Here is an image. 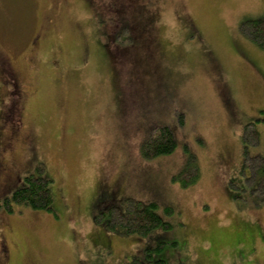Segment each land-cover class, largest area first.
I'll return each instance as SVG.
<instances>
[{"label": "rangeland", "instance_id": "374dc122", "mask_svg": "<svg viewBox=\"0 0 264 264\" xmlns=\"http://www.w3.org/2000/svg\"><path fill=\"white\" fill-rule=\"evenodd\" d=\"M260 18L264 0H0V203L37 167L53 195L0 207V264H264V49L241 30ZM164 126L173 152L143 155ZM136 202L169 227L112 229Z\"/></svg>", "mask_w": 264, "mask_h": 264}, {"label": "trees", "instance_id": "16d2710c", "mask_svg": "<svg viewBox=\"0 0 264 264\" xmlns=\"http://www.w3.org/2000/svg\"><path fill=\"white\" fill-rule=\"evenodd\" d=\"M241 30L258 46L264 49V18L244 21L241 24ZM252 135H254V133ZM244 138L247 139L246 134ZM175 146L176 142L172 132L168 127L164 126L158 130L156 135L147 139L143 143L142 154L145 156L150 154H169L173 152ZM255 157L258 161H256L253 166L254 178L256 177L255 185L258 183L259 186L264 180V158L260 156ZM192 159L188 161L186 167L179 174L183 187L188 186L189 183H195L198 178L197 164L194 159ZM244 161V167H248L246 159H244ZM192 169L194 174H191L187 180L181 177L183 172H190ZM23 180L22 185L13 189L10 192V195L5 197L3 202L0 203V207L4 206L8 211H11L12 205L29 207L33 210L51 211L53 204V195L51 191L52 180L44 176L43 168L37 167L34 172L25 175ZM158 207L159 206L156 202H149L147 204L136 202L134 205H131L130 208L128 207L127 211L121 216H113L109 213L114 218L111 221L110 227L116 231L138 236H143L160 226L169 227V223L162 220V218L158 215ZM164 210L167 213H170L172 208L166 206L164 207ZM160 247L161 245L156 249H159ZM151 250L152 249L149 248L146 249L148 258L145 259L144 262L135 258L134 264H164L162 259L152 261L150 254Z\"/></svg>", "mask_w": 264, "mask_h": 264}, {"label": "flooded vegetation", "instance_id": "af4514ba", "mask_svg": "<svg viewBox=\"0 0 264 264\" xmlns=\"http://www.w3.org/2000/svg\"><path fill=\"white\" fill-rule=\"evenodd\" d=\"M252 125H253V126H252ZM252 125L248 124L246 127H247V129L251 130V131L254 133V135H255V134H256L255 131H257V129H255V124H254V123H252ZM250 128H251V129H250ZM252 128H254V129H252ZM260 157H261V156H260ZM253 183H255V178H254ZM253 183H252V184H253ZM252 184H249V185L251 186ZM254 185H255V184H254ZM247 188H248L247 186H244L243 190L245 191ZM249 192H250V194H252L251 189H249Z\"/></svg>", "mask_w": 264, "mask_h": 264}]
</instances>
